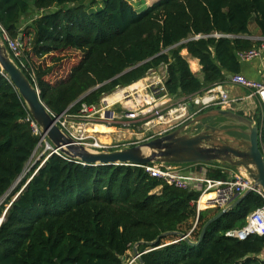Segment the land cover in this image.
Instances as JSON below:
<instances>
[{"label": "trees", "instance_id": "trees-1", "mask_svg": "<svg viewBox=\"0 0 264 264\" xmlns=\"http://www.w3.org/2000/svg\"><path fill=\"white\" fill-rule=\"evenodd\" d=\"M251 22L264 37V0H154L144 8L128 0H0V26L11 38L20 34L21 55L9 51L10 56L55 116L95 105L102 95L160 65L166 68L169 96L188 98L209 90L240 73L237 52L262 43L248 37ZM183 50L197 59L201 77ZM74 51L78 58L73 56L64 71L58 54ZM255 116L264 152V117ZM31 121L20 94L0 73V199L5 195L2 202L8 204L0 223V264H124L130 247L161 234L192 229L188 238L197 241L205 222L218 212L204 209L196 219L191 202L197 192L150 177L141 167L84 165L62 153L49 155L12 201L50 153L13 187L39 142ZM223 167L229 166L220 164L209 175L224 178ZM262 204L263 198L250 191L208 225L197 246L169 235L151 247L138 245L140 260L264 264L259 257L264 235L243 240L226 235L241 229Z\"/></svg>", "mask_w": 264, "mask_h": 264}, {"label": "water", "instance_id": "water-1", "mask_svg": "<svg viewBox=\"0 0 264 264\" xmlns=\"http://www.w3.org/2000/svg\"><path fill=\"white\" fill-rule=\"evenodd\" d=\"M0 68L8 76L25 102L33 121L39 126L41 137L38 144L43 140L46 149L50 150V153L42 159L30 178L12 198V201L24 190L32 176L37 173V170L52 153H62L84 165L90 166H137L153 162L174 165L224 163L230 167L244 169L253 182L264 192V152L259 146L260 129L250 116L229 109L212 108L198 114L172 131L148 141L112 151H92L75 142L58 126V116L51 114L40 100L39 90L11 58L8 49L2 42L1 35ZM126 71L128 70L124 72ZM189 108L192 109L191 104ZM212 118H223L225 121L218 124H211L206 121ZM194 124H200L201 129L193 134L186 133V128ZM247 193L248 191L208 219L202 227L197 241L189 240L187 234L165 233L157 236L151 242L140 241L134 244L135 256L139 259L141 254L136 249L138 245L151 247L169 235L179 236L177 240L183 239L191 246H197L202 240L208 225L233 209ZM3 218L4 216L2 220ZM139 261L143 264L140 259Z\"/></svg>", "mask_w": 264, "mask_h": 264}, {"label": "built area", "instance_id": "built-area-1", "mask_svg": "<svg viewBox=\"0 0 264 264\" xmlns=\"http://www.w3.org/2000/svg\"><path fill=\"white\" fill-rule=\"evenodd\" d=\"M22 27L23 25L20 26L19 31L22 30ZM0 35L2 38V42L5 44L6 48L8 49V52L10 51V53H12L14 57L20 56L21 55L20 34H18V36L15 38H11L9 34L0 26ZM260 56H261V51L260 49H258V47H254L250 50L243 51V52H237V57L241 63L247 62V61L249 62L255 58H260ZM261 63H262V66H261L260 71H261L262 79L254 80V79L247 78L245 75H242L241 73H236V74H229L227 76L226 81H228L232 85H237V86L247 89L249 92L248 97L249 98L253 97L257 99L259 106H261L262 108L260 115L264 117V58H262ZM0 73L1 74L3 73L1 68H0ZM164 89H165V86H164ZM165 93L167 94L166 90H165ZM205 95H207V100L205 102L203 101L197 102L195 100V98L203 97ZM203 96H196L194 98L192 97L182 98L183 100L180 102V104L187 103L186 108H188V115L186 114L187 116L182 121L180 119L181 116L172 120L168 124L169 125L173 123L174 124L170 125V128L164 130L159 135L165 134L179 127L180 125L189 121L190 117H193V116L195 117L198 114H200L202 109L206 107L215 106L217 108L229 109L233 111L234 106L237 103V99L230 97L229 94L222 88L220 84L214 86L213 88L209 90H206ZM152 101H154V97ZM180 104L178 108L172 109L166 112L165 114L160 115L157 118H155L157 119V122H159L162 119H165L169 115V113H171L172 111H176L177 109L181 110L184 115L185 108L183 106H180ZM190 104L192 105V109L189 108ZM144 105L140 107H143ZM146 105L147 106L143 108V113L150 112L153 110V108L150 106L149 103ZM196 105H203L202 109L194 110ZM137 107L138 106H135V108ZM105 111L106 110L104 108L96 109L94 105L87 106L85 104H82V107L80 108V110L75 114H69V113L64 112L58 115L57 124L61 129L65 128V120L64 121L60 120V118H63L66 115L70 117L75 116L76 118H86L87 121L89 122L84 123L82 126L74 127V131L66 130L68 132V135L75 142L80 143L81 145H83L85 148L89 150L107 151L110 148V146L97 142L94 136H92L93 139H95L93 143L85 142L86 136L81 131L82 127L85 124H94V121H100L98 115L99 116L104 115ZM92 115H95V116L91 118V120H88V118H90ZM125 115L135 117V115L137 114H135L133 110L132 111L127 110L125 111ZM153 115L154 116L158 115V111L155 110ZM253 115L254 114H252L251 118H254ZM151 122L152 120L148 121L146 124H149ZM95 123H98V122H95ZM98 124L110 125L113 123L109 122V123H98ZM31 127L33 130V133H35L36 135L40 134V137H41L40 128L33 121V119L31 121ZM76 129H79V131H77L76 133L78 134L75 135ZM133 144H137V143H133ZM137 166L143 168L144 171L150 177L159 179L167 184L174 185L175 187L179 189L197 192L198 193L197 200L191 202V205H193L196 210V219L198 217L199 211L204 210V209H214V210L220 211L226 208L234 200H236L239 196L243 195L247 191L248 192L252 191V192L259 194L263 198L262 206L254 209L251 213L248 214L246 218V224L241 229L227 231L226 235L235 237L239 240H243L247 238L248 236L255 235V234L259 236L264 235V192L260 189L258 185H256L253 182V180L247 175L244 169L236 168V167L234 168L233 167L231 168L223 167L224 171L226 172V176L224 178L217 179L209 175L210 170L212 168L219 166L217 164L207 165V164L195 163V164L174 165V164L153 162L147 165H137ZM203 197H205V200L203 201V205L200 206V200ZM5 210H3L0 213V223H1L2 217L4 216ZM195 223L196 222H194L193 227L195 226ZM191 230L187 233L188 236ZM259 257L264 260V252L262 255L260 254Z\"/></svg>", "mask_w": 264, "mask_h": 264}, {"label": "rangeland", "instance_id": "rangeland-1", "mask_svg": "<svg viewBox=\"0 0 264 264\" xmlns=\"http://www.w3.org/2000/svg\"><path fill=\"white\" fill-rule=\"evenodd\" d=\"M27 1L29 3H31L33 0H27ZM153 1L154 0H128V2L130 4H132L135 8H144L148 5H150ZM31 14L35 15V11L34 10L31 11ZM29 19H31V18H29ZM249 33H250V36H248V37L250 39H252V40L259 39L258 41L263 42V44H264V38H262V36L259 35V33L257 31V27L254 26L253 22H251V25L249 28ZM184 51L185 50H183L181 52V54H185ZM78 55H79V52H77V51H74V55L72 53L70 54L68 52L58 54V56L61 57V59H60L61 63L64 64V68H63L64 71L68 70V68L72 64V62H73L72 57L74 56L77 59ZM190 68L193 70H196L198 67L197 66L193 67L192 64H190ZM197 75L199 77H201L200 74H197ZM145 76L149 77V78H151L152 76H156L158 78L157 81L146 82L145 87L150 85V83H152V84L155 83V84L150 85L148 88L146 87L144 90V94L149 96L150 102L152 101V99L154 97V101H152L151 103L149 102L150 106L153 108L152 111L143 113V108H145L147 106L146 104L143 107H140V106H142V104H141L137 108L127 107V104H125V103L128 102L131 97H127V98L125 97L122 102H115V103L110 104L109 106H106L104 104L103 98L109 94L117 92L123 86L117 87L116 89H114L109 94L102 95L99 102L94 105V107L96 109L104 108L106 110L104 115H102V116L98 115L100 121H94V123L95 122H98V123L112 122L113 123V124H110L111 126L106 125L109 128L114 127V131L112 132L113 138H111V140H110L111 142L104 144V145L110 146V148L107 151H112V150H116V149H122L125 147H129L133 143L148 141V140L158 136L164 130L170 128V125L174 124V123L170 124V125L169 124H163V123L161 124V123L157 122V119H155L158 116L163 115L172 109L178 108L180 102L183 100L182 98H177V99L173 98L171 96H168L165 93V89H164V81L166 79V68H165V66L160 65L157 68H154L153 70H150L149 72H147ZM205 92L206 91L199 92L198 94L193 95L191 97L194 98L196 96H203L205 94ZM186 104L187 103L180 104V106H183L185 108L184 115L180 117L181 121L183 119H185V117L188 115V108H186ZM202 106L203 105H196L194 110H200V109H202ZM214 107L215 106L206 107V108L202 109L201 112L210 110ZM255 109L259 113L261 112V109H262L261 106H259L257 101H255ZM127 110H129V111L133 110V112L137 115H135V117L126 116L125 111H127ZM155 110L158 111V115H156V116L153 115ZM189 112H190V110H189ZM243 113H244V115H247L246 112H243ZM94 116L95 115H92L90 118H88V120H91V118H93ZM193 118H194V116L190 117L189 120H191ZM60 120H63V121L65 120V128H63L64 131H66V130L74 131V127L82 126L84 123L89 122V121H87L86 118H76L75 116L70 117L68 115L64 116L63 118H60ZM151 120H152L151 123L146 124L148 121H151ZM177 122H179V121H177ZM198 129H199V127L196 124H194V125L187 127L185 132L193 134V133H196L198 131ZM77 131H79V129L75 130V135L78 134V133H76ZM81 131L83 132V129ZM125 131H127V133H125ZM66 133L68 134L67 131H66ZM83 134L86 136L85 142L93 143L95 141V139H93L92 135L88 136L87 133H83ZM120 135L123 138L120 137ZM45 145H46L45 141H43V140L38 144L36 150L32 153L31 157L26 162V165H25V168L23 170L22 175L17 179V182H15L13 187L17 186L20 183V181L27 176L28 172L31 171L32 167L35 166L41 160L43 154L46 151H50L49 149H46ZM39 157H41V158H39ZM220 164L229 166L228 164H224V163H220ZM228 168H231V167L229 166ZM5 197L6 196L4 195L0 199V206H3V210H5L6 207H8V204H6V206L4 207L5 204L2 202V200ZM163 242H168V240L164 239ZM139 259H140V257H139ZM139 259L134 254V245L126 251V253L123 257L124 264H131V263L132 264H141Z\"/></svg>", "mask_w": 264, "mask_h": 264}, {"label": "bare ground", "instance_id": "bare-ground-1", "mask_svg": "<svg viewBox=\"0 0 264 264\" xmlns=\"http://www.w3.org/2000/svg\"><path fill=\"white\" fill-rule=\"evenodd\" d=\"M185 53V52H184ZM191 64H193L192 66H196V63L190 62ZM158 79H154L153 77L149 78V77H143L135 82H133L130 85L124 86L122 87L120 90H118L117 92H114L112 94L107 95L106 97L103 98L104 104L106 106H109L112 103L115 102H122L123 99L126 97H131L129 99L128 102H126L125 104H127V107L130 108H134L135 106H139V105H144V104H148L150 102L149 100V96L144 94V90L146 87V82H153V81H157ZM152 83H150L151 85ZM207 97V95L203 96V97H197L195 98V100L197 102L203 101L205 102L206 100H204V98ZM183 115V112L181 110H176V111H172L171 113H169V115L165 118L160 120L158 123H163V124H168L170 123L172 120L180 117ZM83 132L82 133H87L88 136L92 135L95 137V139L97 140V142L99 143H109L111 142V138H113L112 136V132L114 131V129L109 128L108 126L104 125V124H98V123H94V124H85L83 127ZM125 133H127V131H125ZM97 135V136H96ZM131 135V134H130ZM98 137V138H97ZM120 137H122L120 135ZM123 138V137H122ZM205 200V197L201 198L200 200V206L203 205V201Z\"/></svg>", "mask_w": 264, "mask_h": 264}, {"label": "crops", "instance_id": "crops-1", "mask_svg": "<svg viewBox=\"0 0 264 264\" xmlns=\"http://www.w3.org/2000/svg\"><path fill=\"white\" fill-rule=\"evenodd\" d=\"M257 31L260 35V32L258 29H257ZM262 38H264V37H262ZM257 40H259V39H257ZM258 49H260V51H261L260 58H255L249 62L247 61V62L241 63L240 73L242 75H245L247 78L254 79V80L262 79L260 69L262 66V63H261L262 58H264V44H263V42L259 45ZM182 55L185 56L188 63H190V62L196 63V66L198 68L196 70H193V69H191V70L195 74L201 75L200 65L198 64L197 59L190 57L187 53L182 54ZM152 77L154 79L157 78L156 76H152ZM220 85L229 94L230 97L237 99V103L234 106L233 111L238 112V113L242 112V114H244L243 112H246L247 115H252L255 112H257L255 109V101H257V99L253 98V97L249 98L248 97L249 92L247 89L242 88V87L237 86V85H232L228 81H225V82L221 83ZM206 99H207V97L204 98V100H206ZM112 128L114 129V127H112ZM217 165H220V163H218ZM262 254H263V252L261 253V255Z\"/></svg>", "mask_w": 264, "mask_h": 264}, {"label": "flooded vegetation", "instance_id": "flooded-vegetation-1", "mask_svg": "<svg viewBox=\"0 0 264 264\" xmlns=\"http://www.w3.org/2000/svg\"><path fill=\"white\" fill-rule=\"evenodd\" d=\"M206 121H209V123H211V124H218V123H221V122H223L225 120L223 118H212L211 120H206ZM196 125L199 127V129H201V125L200 124H196Z\"/></svg>", "mask_w": 264, "mask_h": 264}, {"label": "clouds", "instance_id": "clouds-1", "mask_svg": "<svg viewBox=\"0 0 264 264\" xmlns=\"http://www.w3.org/2000/svg\"><path fill=\"white\" fill-rule=\"evenodd\" d=\"M214 108H217V107H214ZM257 112H258V111H257ZM257 112H255V113H257ZM201 113H202V112H201ZM255 113H254V115H253V117H254L253 119H255ZM258 113H259V112H258ZM259 114H260V113H259ZM248 116L251 117L252 115H248ZM260 116H261V115H260ZM261 117H262V116H261ZM254 122H255V121H254Z\"/></svg>", "mask_w": 264, "mask_h": 264}]
</instances>
